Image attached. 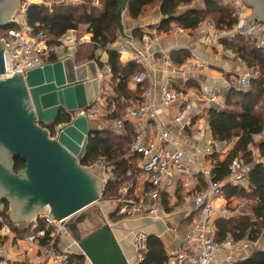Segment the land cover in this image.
<instances>
[{
    "label": "built area",
    "instance_id": "built-area-1",
    "mask_svg": "<svg viewBox=\"0 0 264 264\" xmlns=\"http://www.w3.org/2000/svg\"><path fill=\"white\" fill-rule=\"evenodd\" d=\"M220 1L231 8L233 15L237 18V23L231 29L221 30L214 21L203 20L199 27L204 30L202 35L206 45L217 47L220 55L225 58H238L239 56L227 44L232 43L236 35H240L248 39L250 43L255 44L257 48L264 49V22L248 16L247 6L240 0ZM76 3L79 2L77 0H22L19 14L10 19V23L14 24L15 27L8 31L7 36L0 37L8 45L4 48L5 67L4 71L0 73V78L13 77L17 71L26 75L30 70L43 68L48 63L71 57L80 45L91 43L92 37L89 33L79 34L77 30L69 31L60 36L55 43H50L47 31H34L27 23L26 12L31 4L45 5L50 11H53L57 4ZM93 4L102 8L99 0H94ZM160 24L161 21L153 23L154 32L144 36L141 40L142 49L137 50L133 58L138 66V70L134 74V82L138 85H148L143 95L145 99L140 104L129 106L121 117L113 119L114 128L119 133L125 131L126 123L129 121L134 122L136 126L137 134L130 152L140 156V173L143 180L129 178L126 174H116L114 166L104 157L96 158L92 163L85 166L99 170L107 176H104L103 191L110 185L117 187L116 193H109L107 199L102 202L112 204L114 213L123 218L156 214L162 209L157 206L156 202L161 199L164 193L169 194L174 191L179 181L196 180L200 182L201 187L191 200L194 209L191 225L177 251L168 255L166 264H182L184 261L191 262V264H219L217 256L222 251H234L239 245L246 248L251 243H255L244 239L240 244L232 236L217 241L216 231L212 229L213 222L221 216L231 217L246 214L244 211L245 200L239 198L234 205L230 197L226 196L223 187L230 185L249 189L248 175L255 161L249 162L242 154L235 156L229 164L228 176L217 181L213 176L214 162L211 156L225 152L229 146L235 145L237 139L232 141L212 139L204 147L193 149L177 146L170 149L166 146L159 147L154 142L146 144L145 123L148 118L155 117L152 112L153 105L149 100L154 83L150 64L155 63L158 67L165 66L174 72V76L165 78L160 86L162 104L165 106L176 104L178 107L177 113L172 118L173 123L186 122L190 126L193 124L192 121L196 115H202V113L195 112L193 104L195 98L185 90L178 89L174 78L185 76L189 72L201 71L207 67V63L193 58L176 65L167 54L161 52L157 55L158 51L155 46L160 41ZM173 32L187 34L191 30L175 26ZM132 39H125L118 31L113 47L121 54L128 46L135 45L134 39ZM238 60L243 68L238 87L236 84L225 81V88L222 93L210 90L202 94L196 93L195 97L206 102L210 109L219 111L226 108L227 95L235 87L241 91L250 90L260 73L258 70L252 69L241 57ZM107 73H111V67L104 64V67L98 70L97 78L100 83L106 79ZM97 110L94 105H90L78 109L76 116L73 114L74 112L67 111L71 120L56 125L53 136H57L59 131L76 117L85 116L88 120L96 119ZM114 110L115 107L112 106L108 108L107 113L112 114ZM155 128L158 132V143L174 144L169 138L168 124L155 121ZM193 132L195 136L201 133L199 129H193ZM255 137H259L263 141L261 134ZM200 157H204L203 160H199ZM263 160L264 157L260 161ZM80 212L61 219L51 216L50 213L41 214L36 219L35 231L24 237L30 244L37 246V252L31 257L30 262L23 264H82V260L83 264H87V261L90 262L69 229V224L75 220ZM39 219L43 222L41 228L38 227ZM0 233L2 236H8L13 234V231L8 223H4ZM62 236L71 238L72 247L66 250L59 249L58 243ZM147 241V233L138 232L135 235L134 246L139 262L145 258L144 252L147 248Z\"/></svg>",
    "mask_w": 264,
    "mask_h": 264
},
{
    "label": "trees",
    "instance_id": "trees-1",
    "mask_svg": "<svg viewBox=\"0 0 264 264\" xmlns=\"http://www.w3.org/2000/svg\"><path fill=\"white\" fill-rule=\"evenodd\" d=\"M99 1L102 8L95 6L93 4L94 0H81V3L76 4H57L54 6L53 11H50L45 5L31 4L27 9L26 18L28 25L34 31H47L50 43H55L63 34L72 30L79 31L81 25H86V32L92 34V42L80 45L77 52L90 47L88 60L95 59L99 49H104L107 52L108 60L106 62H102L97 58L96 60L100 69L104 67V64L111 67L112 82L116 94L113 96L105 95V98L108 108L114 106L115 110L105 117L108 120H113L125 113L130 100H139V95L144 90L141 88L143 85H137L135 89L130 88L131 77L138 70V66L133 60L123 66L120 54L112 46L119 31L117 15L120 6L119 0ZM193 1L127 0V15L136 20L144 13L146 8L160 2L162 20L159 31H169L173 25L194 30L209 16L216 18L215 23L221 30L231 29L237 23V18L233 15L231 8L222 4L220 0H202L205 4L204 9L187 8L178 13L180 6L190 4ZM14 27L12 23L0 27V37L7 36L8 31ZM131 35L134 39L142 40L146 33L139 27L134 29ZM227 45L239 57L244 59L252 69L258 70L260 75L253 82L250 90H231L226 98L225 109L219 111L211 109L208 112L209 125L216 140L230 141L237 138L235 146L224 159L217 157L219 154L211 156L214 162L213 176L217 181H221L228 176L229 164L235 156L242 154L246 158L251 155L249 146L254 142V137L259 134L263 136V141L258 145L261 155L264 156V49L257 48L255 44L250 43L248 39L240 35H236L232 43ZM189 55L188 52L180 51L170 54V58L174 64L178 65L185 62ZM261 105L262 110L259 111L258 108ZM70 120V115L63 113L56 125ZM42 126L46 127L45 124H42ZM54 128L55 125L50 127L52 136L55 133ZM126 129V135L106 130H95L96 132L91 133L86 154L80 161L81 165H89L96 158L104 157L114 166L116 174H126L128 169L136 170V161L140 156L135 155L126 158L133 143L128 126ZM13 162L16 172L26 167V161L20 156L14 157ZM248 181L249 189L230 185L223 187L226 196H239L246 201L249 200V203L246 202L245 215L240 217L221 216L217 219V241L232 236L236 242L244 239L256 242L261 236L260 234L264 228V160L253 162ZM110 188L117 190V187L110 185L105 193H108ZM1 204L3 207L0 209V231L3 224L8 223L16 237H24L28 234L33 224L29 227H21L13 223L7 214L9 203L7 200H3ZM114 216L123 218L118 215ZM38 227H43L41 219L38 220ZM6 238L7 236H2L0 233V243L5 241ZM144 256V260L138 264H166L168 255L158 236H148ZM81 263L83 264V260ZM235 264H264V250L254 251L249 257Z\"/></svg>",
    "mask_w": 264,
    "mask_h": 264
},
{
    "label": "water",
    "instance_id": "water-1",
    "mask_svg": "<svg viewBox=\"0 0 264 264\" xmlns=\"http://www.w3.org/2000/svg\"><path fill=\"white\" fill-rule=\"evenodd\" d=\"M246 1L264 20V0ZM20 2L15 1L8 11L0 9V27L11 22ZM119 2L118 30L127 36L123 22L127 0ZM5 46L0 39V73L5 67ZM75 63L67 57L26 75L17 71L13 77L0 78V150L8 154L7 163L0 159V199L13 203L10 219L14 223L36 219L47 213L46 206L51 216L61 219L83 211L102 195L105 181L80 163L89 136L96 132L88 118L76 117L55 137L47 130L56 126L61 113L93 105L100 94L96 60ZM18 156L26 161V167L16 172L11 157ZM85 219L86 214L80 213L69 229L91 264H131L110 223L83 236L80 225Z\"/></svg>",
    "mask_w": 264,
    "mask_h": 264
},
{
    "label": "crops",
    "instance_id": "crops-1",
    "mask_svg": "<svg viewBox=\"0 0 264 264\" xmlns=\"http://www.w3.org/2000/svg\"><path fill=\"white\" fill-rule=\"evenodd\" d=\"M81 3V0H77ZM199 0H194L190 4H183L179 7V12L181 13L183 10L187 8H199L204 9L205 4L202 1L201 3L198 2ZM247 6V15L251 18L259 21L261 20L259 17L255 15V6L248 3L246 0H240ZM162 20V14L160 13V2H157L154 5L148 7V10L144 12L138 19L134 20L128 17L127 12L124 16V27L125 33L127 36H124L125 39L129 40L132 39V31L136 28H142V30L146 34H150L154 32L153 30V23ZM176 25H173L169 31L163 32L159 31L160 41L156 44L155 49L158 51L159 55L161 52L170 56L174 52H188L190 55L187 57L186 60L197 58L199 61H203L207 63V67L201 71L196 72H189L185 76H180L174 78V81L180 90H185L190 95H192L195 99H193L194 109L197 113H202L201 116L196 115L193 118L192 125L188 126L186 122L182 123H173L172 118L177 113L178 107L176 104H171L169 106H165L162 104L161 101V89L160 86L165 78L173 77L174 72L171 68L162 66L158 67L155 63L150 64V71L154 77L153 83V92L150 96L149 100L152 103V112L154 114V118H148L147 122L145 123V142L146 144L154 142L159 147H169L170 149H174L175 146L183 147L188 149H193L196 147H204L209 140L215 139L213 137L209 120H208V112L211 110L209 105L206 102L197 99L195 97L196 93H206L210 90H216L217 92H223L225 88V81L231 82L232 84H236L238 87V83L241 81V74L243 68L239 63L237 57L233 58H225L220 55V52L217 47L215 46H208L205 43V39L203 38L202 31L203 28H196L191 30V32L187 34H176L173 32V29ZM90 34V33H89ZM92 37V34H90ZM134 39V38H133ZM132 39V40H133ZM134 46H128V48L120 54V59L123 66H126L131 62L136 55V51H140L142 49L141 40L134 39ZM113 46V45H112ZM75 50L73 53V58H76ZM96 58L103 60L104 62L108 60L107 52L104 49L97 50L95 55ZM95 58V60H96ZM185 60V61H186ZM76 61V60H75ZM97 62V60H96ZM84 63V62H82ZM76 62L75 64H82ZM99 70V67H98ZM135 74V73H134ZM103 87L100 89V94L98 100L95 101L93 104L97 110V118L90 121V127L94 130H105V127L108 125H113V120L108 119L105 120V116L108 114V103L106 101L105 95H108L109 92H106L104 86L109 87L113 95L116 94L114 91V83L112 82V74L107 73L106 79L103 81ZM138 84L134 82V75L131 77L129 86L132 89H135ZM143 92L139 95V100H130L131 105H136L139 102H143L145 98L143 95L148 88V85L141 86ZM235 90L240 89L235 87ZM110 91V90H109ZM111 95V94H110ZM112 95V96H113ZM98 101V102H97ZM141 102V103H142ZM97 103V104H96ZM140 104V103H139ZM128 106V107H129ZM114 107V106H113ZM127 107V108H128ZM155 121L163 122L168 124L170 129V135L174 144L171 143H161L157 142L158 132L155 128ZM127 126L130 130L129 135L133 140H135V136L137 134V129L134 122L129 121L126 123L125 131L121 134H127ZM47 129V128H46ZM193 129H199L201 131L200 135L195 136L193 133ZM50 133V130L47 129ZM119 133V132H118ZM237 138H234L235 140ZM256 137H254V140ZM232 141V140H230ZM237 142V141H236ZM132 143V145H133ZM236 144V143H235ZM253 144V143H251ZM233 146H229L225 152L217 155V157L224 159L228 153L232 150ZM131 148V147H130ZM250 148V146H249ZM250 151V150H249ZM251 152V151H250ZM137 154H133L130 152L126 155V158H130V156H135ZM264 156L257 154L256 159L253 158L252 161H260ZM204 157H200L199 160H203ZM137 169L132 170L128 169L126 175L132 179H142L141 176V160L140 158L136 161ZM13 164V163H12ZM83 167H86L82 165ZM92 174L96 175L99 178H104V174L93 168H89ZM19 172V171H18ZM101 176V177H100ZM107 177V176H105ZM201 187V183L192 180L189 182L186 181H179L175 190L170 192L169 194L164 193L161 196L156 204L157 206L161 207L162 209L158 211L156 214L152 215H144V216H137L131 218H123L117 226L112 227L114 229L116 238L121 245L122 249L124 250L125 254L127 255L129 262L131 264H138L139 260L137 258L136 249L134 246V238L138 232H145L149 235H156L158 236L164 247L166 249L167 255L177 251L180 247L183 237L186 235L192 219L194 217V209L192 205V197ZM241 198L239 196L230 197L233 204L236 205L238 199ZM3 200H7L9 203L8 209V216L9 219L13 213V203L10 202L7 198H1L0 203ZM3 205H0V209H2ZM108 207L109 214L114 213V206H106ZM47 213H49V208L46 206L44 207ZM45 213H40L37 215V218ZM238 217L243 215H236ZM36 219L30 220L29 222H18L21 227H29V225L33 224L31 230L28 234L35 231L34 226L36 223ZM11 220V219H10ZM13 222V221H12ZM14 223V222H13ZM212 229L218 232V225L217 220L213 222ZM26 234L24 237H26ZM6 237V236H5ZM24 237H16L15 233L10 234L7 236L5 241L0 243V264H23L25 262H30L31 257L37 252V246L35 244H30ZM262 239V242H261ZM44 241V239H43ZM242 243V240L239 241ZM261 243L264 244V238L258 239L255 243H251L248 247L242 248L239 247L234 250H224L218 256L217 260L219 264H235L236 261L243 260L249 257L254 251L257 250H264V247L261 248ZM72 245V240L69 236H62L59 240L58 247L60 250H66ZM258 246V247H257ZM264 246V245H263ZM87 264H91L87 261ZM182 264H191V262L184 261Z\"/></svg>",
    "mask_w": 264,
    "mask_h": 264
},
{
    "label": "rangeland",
    "instance_id": "rangeland-1",
    "mask_svg": "<svg viewBox=\"0 0 264 264\" xmlns=\"http://www.w3.org/2000/svg\"><path fill=\"white\" fill-rule=\"evenodd\" d=\"M198 2L201 3L202 0H199ZM21 6L22 5H21V2H20V7ZM147 10H148V8H146L144 12H146ZM19 11H20V8L14 13V15L11 18H13L15 15H18L19 14ZM207 19H210V20H212L214 22L217 21L216 18H214L213 16H209ZM86 28H87L86 25H81L80 28H79V34L86 33ZM89 48L87 47V49H85V50H81L79 52H76V58H75L76 61L75 62H78V63L87 62L88 56H89V53H90V49ZM103 85H104L103 82L100 83V87H103ZM103 90H105L106 92H109L108 95H110V94H111V96L113 95L112 92H111V89H109V87L104 86V89ZM96 100H98V98H96ZM261 107H262V105L258 108L259 111L262 110ZM77 110H75L74 113H73V114H75V116L77 114V112H76ZM106 119H108V118L105 117V120ZM89 121H91V120H89ZM107 121H109V120H107ZM109 122H111V121H109ZM45 128H47V127H45ZM105 130L106 131H114V132L118 133L115 130V128H113V125H111V124L108 125V126H106L105 127ZM118 134H121V133H118ZM169 138H171V135L170 134H169ZM260 142H261L260 138L259 137H256V139L254 140L253 144L250 145L249 150L251 151V155H249V156L246 157V159L249 162H252V159L253 158L256 159L257 154H260L261 151H260L259 145H258ZM11 160L13 162V158L12 157H11ZM94 172L96 173V170ZM101 179L104 180V178H102V177H101ZM103 185L101 187V194H102V191H103ZM112 188H110V190L108 191V193L109 192L110 193H116V191L114 189H112ZM108 193H105V191H103V194L101 195L100 199L96 203L90 205L89 207H87L86 209H84L83 211L80 212V213L83 212V213L86 214L85 221L80 225V230L83 233V236H86V235L90 234L91 232H93L94 230L100 228L106 222H108V223L111 222L113 224V226L114 225L117 226L118 223L123 219V218L115 217L114 215H116V214H114V215L109 214L108 207L106 208V206H109V205L112 206V204H108L106 202L105 203L102 202V201H105L107 199ZM245 202L249 203V200H247V201L245 200ZM260 235L261 236L258 239L264 238V228H263V230H262V232H261ZM261 242H262V239H261ZM263 245L264 244L261 243V245H260L261 248L264 247Z\"/></svg>",
    "mask_w": 264,
    "mask_h": 264
},
{
    "label": "flooded vegetation",
    "instance_id": "flooded-vegetation-1",
    "mask_svg": "<svg viewBox=\"0 0 264 264\" xmlns=\"http://www.w3.org/2000/svg\"><path fill=\"white\" fill-rule=\"evenodd\" d=\"M15 1L17 2V0H0V9L3 10V11L10 10L12 8V6H13V3ZM61 114H63V113H61ZM1 150H0V159L3 160L5 163H7V155L8 154L7 153L5 154L4 152H1ZM0 188H2L1 185H0Z\"/></svg>",
    "mask_w": 264,
    "mask_h": 264
}]
</instances>
